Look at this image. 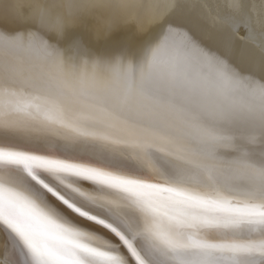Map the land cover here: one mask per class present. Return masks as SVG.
Instances as JSON below:
<instances>
[{"label": "bare ground", "instance_id": "6f19581e", "mask_svg": "<svg viewBox=\"0 0 264 264\" xmlns=\"http://www.w3.org/2000/svg\"><path fill=\"white\" fill-rule=\"evenodd\" d=\"M242 12L248 28L223 23L225 14ZM169 26L241 73L264 79V0H0V30L39 29L49 42L42 54L76 39L93 51L136 53ZM65 57H71L66 47ZM188 107L202 127L233 140L209 143L192 129L153 137L94 122L79 130L56 126L51 135L6 121L0 149L20 155L0 157V174L12 177L5 185L15 192L51 189L97 216L131 241L143 264H232L237 249L258 237L214 201L220 191L239 207L241 197L264 194V128L243 112L221 119L195 102ZM110 229L100 232L111 238ZM21 262L0 227V264Z\"/></svg>", "mask_w": 264, "mask_h": 264}, {"label": "snow or ice", "instance_id": "6c2138e0", "mask_svg": "<svg viewBox=\"0 0 264 264\" xmlns=\"http://www.w3.org/2000/svg\"><path fill=\"white\" fill-rule=\"evenodd\" d=\"M223 23L248 28L246 14ZM63 33V21H57ZM255 40L256 34L249 32ZM264 47V33L260 34ZM39 29L0 30V127L22 120L55 135L56 126L79 130L89 122L112 130L163 137L192 129L209 143L233 137L202 127L189 103L224 119L243 112L264 128V79L241 73L202 49L188 34L162 29L136 53L93 51L76 39L52 46ZM255 139V137H251ZM20 155L0 149V157ZM39 159V158H36ZM72 166H66L64 170ZM264 178V171L260 173ZM0 174V227L10 235L21 264H127L121 249L143 264L131 241L59 193L22 195ZM223 207L258 237L237 249L232 264H264V194L241 197L242 206L218 191ZM112 232L109 236L100 228Z\"/></svg>", "mask_w": 264, "mask_h": 264}]
</instances>
